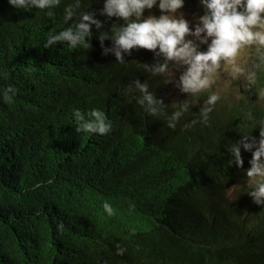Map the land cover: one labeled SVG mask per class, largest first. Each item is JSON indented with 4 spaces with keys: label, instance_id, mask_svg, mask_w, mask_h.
Returning a JSON list of instances; mask_svg holds the SVG:
<instances>
[{
    "label": "trees",
    "instance_id": "trees-1",
    "mask_svg": "<svg viewBox=\"0 0 264 264\" xmlns=\"http://www.w3.org/2000/svg\"><path fill=\"white\" fill-rule=\"evenodd\" d=\"M70 2L63 0L53 22L44 10L0 0V74H7L0 89L19 88L12 102L0 94V264H264V206L244 188L252 153L241 149V168L228 152L241 139V110L256 102L255 88L242 98L227 92L209 125L183 129L195 118L188 114L169 129L125 90L139 79L167 105L188 98L175 82L135 66L155 63L152 50L133 49L119 64L103 54L95 26L88 48L43 47L49 31L66 26ZM87 7L102 31L124 23L99 14L103 0H84ZM206 98L200 95L194 114ZM73 108L102 109L113 131L77 134ZM252 135L259 138V129ZM233 186L239 192L229 198ZM105 200L114 215L105 213Z\"/></svg>",
    "mask_w": 264,
    "mask_h": 264
},
{
    "label": "clouds",
    "instance_id": "clouds-1",
    "mask_svg": "<svg viewBox=\"0 0 264 264\" xmlns=\"http://www.w3.org/2000/svg\"><path fill=\"white\" fill-rule=\"evenodd\" d=\"M62 2L8 0L9 5L18 10H44L46 17L53 22L56 9L60 8ZM184 3L185 0H103L101 16L124 20L122 25H113L109 33L102 31L104 25L96 18V12H89V7L84 9V0H71L63 9L66 26L59 31H49L43 47L51 49L62 43L72 49L88 48L95 26L100 32L103 54H113L119 64H126L125 54L131 55L133 49L152 50L157 57L155 63L137 62L135 66L150 73L151 77L162 78L164 84L175 82V86L181 93L188 94V98L167 105L157 97L149 82L141 83L139 79L133 80L125 90L135 94L136 103L144 114L164 120L172 130L188 114L195 115V118L185 121L183 129L198 123L209 125L210 114L227 92L242 98L249 89L255 88L256 102L247 100L246 108L241 110V139L231 143L228 152L232 156L229 163L241 168L244 164L241 149L252 153L244 188L255 204L264 206V87L258 86V81L264 79V0H200L205 12L199 17L194 30L184 14L179 12ZM156 6L161 10V15L145 17V10ZM105 40H111V47L104 46ZM202 45H207L206 50H201ZM177 71L180 72L178 79ZM0 76L7 78L6 73ZM203 93L207 94V98L196 115L192 108L199 104L198 99ZM0 94L5 102H12L19 94V88L8 84L0 89ZM71 116L77 134L103 136L114 129L113 120L100 108H73ZM257 128L259 138L252 135ZM35 187L40 185L36 184ZM239 188L233 186L226 194L229 198H235ZM102 207L109 216L116 212L108 200L103 202ZM58 227L62 230L63 223Z\"/></svg>",
    "mask_w": 264,
    "mask_h": 264
},
{
    "label": "rangeland",
    "instance_id": "rangeland-1",
    "mask_svg": "<svg viewBox=\"0 0 264 264\" xmlns=\"http://www.w3.org/2000/svg\"><path fill=\"white\" fill-rule=\"evenodd\" d=\"M179 12H182L184 14L185 18L190 22V25L193 27V30H194L195 24L198 23L199 17L204 15L205 10L201 4H196L190 8L183 6V8H181L179 10ZM188 38H191V37H188ZM206 48H207V45L201 46L202 51L206 50ZM181 71H182V69H181ZM178 76H179V71H177V73H176V77H178Z\"/></svg>",
    "mask_w": 264,
    "mask_h": 264
}]
</instances>
